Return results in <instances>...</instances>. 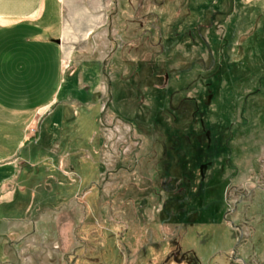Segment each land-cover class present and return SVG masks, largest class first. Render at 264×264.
Masks as SVG:
<instances>
[{"label":"rangeland","instance_id":"374dc122","mask_svg":"<svg viewBox=\"0 0 264 264\" xmlns=\"http://www.w3.org/2000/svg\"><path fill=\"white\" fill-rule=\"evenodd\" d=\"M73 8L55 113L0 163V264H264V0Z\"/></svg>","mask_w":264,"mask_h":264},{"label":"crops","instance_id":"0c3cea01","mask_svg":"<svg viewBox=\"0 0 264 264\" xmlns=\"http://www.w3.org/2000/svg\"><path fill=\"white\" fill-rule=\"evenodd\" d=\"M75 1L81 0H0V163L24 160L28 131L55 113L77 38L76 17H83L85 37L92 29L85 21L90 10L73 8Z\"/></svg>","mask_w":264,"mask_h":264},{"label":"water","instance_id":"95a60500","mask_svg":"<svg viewBox=\"0 0 264 264\" xmlns=\"http://www.w3.org/2000/svg\"><path fill=\"white\" fill-rule=\"evenodd\" d=\"M59 41L58 40H56V43H58Z\"/></svg>","mask_w":264,"mask_h":264}]
</instances>
